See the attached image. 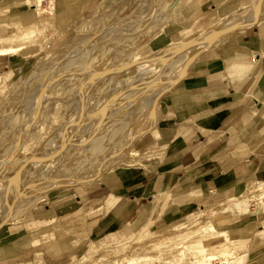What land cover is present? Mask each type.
Masks as SVG:
<instances>
[{
  "label": "rangeland",
  "instance_id": "rangeland-1",
  "mask_svg": "<svg viewBox=\"0 0 264 264\" xmlns=\"http://www.w3.org/2000/svg\"><path fill=\"white\" fill-rule=\"evenodd\" d=\"M35 1L0 0V35L9 31L12 20L38 23L35 38L9 53L12 64L0 73V154L6 152L0 155V264H100L106 259L127 264L131 255H144L146 264H164V250L189 262L197 245L183 255L174 249L191 239L211 252L231 243L241 256L233 263L215 254L213 263L264 264V238L259 237L264 233V185L256 179L184 213L172 223L179 227L175 230L162 221L150 222V217L135 229L146 211L131 224L84 239L58 233L55 226L63 207H77L73 193L143 162L134 142L157 125L163 96L190 71L199 53L263 22L264 6L260 16L255 0H73L60 11L65 0H42L39 16ZM238 19L242 23L225 36L215 35L196 47L202 33ZM169 48L176 52L168 57ZM185 62L187 69H182ZM138 77L142 80L134 86L131 81ZM64 126L67 132L61 135ZM35 138L39 142L32 149L41 158L33 164L35 170L31 164L15 169L22 147ZM93 145L99 147L95 156ZM69 147L77 148L70 153L71 162L64 158V163L61 157ZM50 154H62L60 161ZM227 230L244 235L226 242Z\"/></svg>",
  "mask_w": 264,
  "mask_h": 264
},
{
  "label": "crops",
  "instance_id": "crops-1",
  "mask_svg": "<svg viewBox=\"0 0 264 264\" xmlns=\"http://www.w3.org/2000/svg\"><path fill=\"white\" fill-rule=\"evenodd\" d=\"M10 64L0 55V73ZM134 143L143 162L73 193L77 207H63L58 233L104 235L156 208L154 220L172 224L210 198L264 180V21L199 53L163 96L157 125Z\"/></svg>",
  "mask_w": 264,
  "mask_h": 264
},
{
  "label": "bare ground",
  "instance_id": "bare-ground-1",
  "mask_svg": "<svg viewBox=\"0 0 264 264\" xmlns=\"http://www.w3.org/2000/svg\"><path fill=\"white\" fill-rule=\"evenodd\" d=\"M263 1L264 0H262V2H261V0H255V2L252 4V5H254L255 6V13H257V15H260V13H261V11H263V10H261V5H262V7L264 6V4H263ZM74 1L73 0H65L64 1V3L62 4V3H60V5H64L63 6V8L60 10V11H63L64 9H66L71 3H73ZM261 3V4H260ZM34 5L36 6V8H35V13L37 14V15H39V16H42V8L40 7V5H42V0H36L35 1V3H34ZM52 7V6H51ZM57 7H58V5H57ZM264 14V13H263ZM57 15H59V13H57ZM253 16H255V15H253ZM261 16V15H260ZM4 17V16H3ZM35 17V16H34ZM253 20V19H252ZM251 21V20H250ZM255 21H256V18H255ZM11 28L9 29V31L8 32H6V33H2L1 35H0V55H9V53H13V52H17L18 50H20L21 48H22V46H21V43L23 42V41H27V39H29L28 41H31V40H33L34 38H35V34H34V32H35V28H36V26H37V22H34V20H33V22H29V23H23L20 19L19 20H12L11 22ZM242 22H241V19H238L237 20V22H224V23H221V24H219L214 30L212 29V31H209V32H206L204 35H203V33H202V36H200L198 39H196L195 37H193L191 40L193 41L194 39H196L197 41V44L195 43V45H196V47L199 45V46H201L200 44L201 43H203V42H205V40L206 41H209L210 40V38H212L213 36H215V35H217V36H225L228 32H230L231 30H233V29H235L237 26H239L240 24H241ZM247 23V22H246ZM208 31V30H207ZM89 37V36H88ZM207 39H209V40H207ZM213 39V38H212ZM211 39V40H212ZM190 42V41H189ZM210 42V41H209ZM209 42H207V43H209ZM192 43V42H191ZM207 43H205V45L207 44ZM32 44V43H31ZM187 44H189V43H187ZM186 44V45H187ZM193 44V43H192ZM192 44H191V47H192ZM204 44V43H203ZM179 45H181V43L179 44ZM178 45V47L177 46H175L176 48H178L179 49V47L181 48L182 47V45L181 46H179ZM28 46V45H27ZM194 46V45H193ZM198 46V47H199ZM203 46L204 45H202V48H203ZM167 47V46H166ZM171 47H173V46H171ZM175 47H174V49H175ZM190 47V46H189ZM188 47V49L187 50H189L190 51V48ZM202 48H200V50L202 49ZM165 49V48H164ZM174 49H172V48H169L168 50L166 49V51H167V53H168V57H169V55L171 54V52L172 53H175L176 51L174 50ZM193 49H195L194 47H193ZM199 49V48H198ZM170 50V51H169ZM185 50V49H184ZM197 50V49H196ZM195 50V51H196ZM162 51V50H161ZM191 51H193L192 49H191ZM194 52V51H193ZM157 54V53H156ZM159 54H160V52H159ZM79 55V54H78ZM178 55H180V54H178ZM158 56V55H157ZM156 56V57H157ZM171 56V55H170ZM173 56V55H172ZM174 56H176V55H174ZM78 57V56H77ZM162 57V56H161ZM15 60V59H14ZM189 60V59H188ZM187 60V61H188ZM81 61V60H80ZM84 61V60H83ZM166 61V60H165ZM184 61V60H183ZM182 61V62H183ZM86 62V61H85ZM180 62H181V60H180ZM181 62V63H182ZM82 63V62H81ZM188 62H185V65H183V67H182V69L186 66V64H187ZM190 63V62H189ZM183 64V63H182ZM188 66V65H187ZM142 67H144V66H142ZM148 67V66H147ZM152 68V67H151ZM186 68V67H185ZM187 69V68H186ZM186 69H184V70H186ZM184 70H180V72L182 71L183 73L185 72ZM72 71V70H71ZM81 72V71H80ZM179 72V71H178ZM181 72V73H182ZM180 73V74H181ZM175 74V72L173 73V75ZM177 74H179V73H176V75ZM178 75V76H181V75ZM69 75V74H68ZM174 77V76H173ZM176 77V76H175ZM176 78H179V77H176ZM134 80V79H133ZM142 80V77H138V78H136L133 82L131 81V83H136V85L135 84H133L134 86H137L138 84V82L139 81H141ZM173 80V79H172ZM171 79H170V81H172ZM129 84H130V82H129ZM131 86H132V84L130 85V87H128L129 89L131 88ZM130 93V92H129ZM88 105H91V104H88ZM94 106H96V105H94ZM91 108H95V107H90V110H92ZM95 110H97V113H98V109H95ZM94 109H93V111H95ZM92 112V111H91ZM94 113H96V111L94 112ZM93 112H92V114H94ZM96 113V114H97ZM114 113V112H113ZM117 113V112H116ZM96 114H94V116L96 115ZM112 114V113H111ZM111 114H109L108 116H110ZM119 114V113H118ZM91 115V114H90ZM89 115V116H90ZM107 116V115H106ZM114 117V116H113ZM91 118V117H90ZM95 118H97V117H95ZM91 120H93V119H90V121ZM99 120V119H98ZM94 121H96V120H93L92 122H94ZM92 122H90L89 124L91 125V126H93L91 123ZM97 122V121H96ZM96 122H94V123H96ZM100 122V121H99ZM99 122H97V123H99ZM77 123V122H76ZM93 123V124H94ZM90 125H88V126H90ZM95 125V124H94ZM63 127V126H62ZM65 128H66V126H64ZM77 127H79V126H77ZM67 128H68V126H67ZM67 128H66V131H65V129L64 130H62V131H65V132H62L61 133V135H64V133H66L67 132ZM78 129H80V128H78ZM68 130H70V128L68 129ZM81 130V129H80ZM74 131V130H73ZM59 131H57V133H58ZM49 133V132H48ZM71 133V132H70ZM43 134V133H42ZM50 134V133H49ZM69 134V133H68ZM66 135V134H65ZM71 135H72V133H71ZM69 136V135H68ZM79 136V135H78ZM77 135H76V137H78ZM47 137V136H46ZM50 137V136H49ZM62 137V136H61ZM64 137V136H63ZM72 137V136H71ZM69 138V137H68ZM79 138V137H78ZM77 138V139H78ZM58 139V138H57ZM73 139H75V138H73ZM55 140V139H54ZM72 141H74V140H72ZM76 141V140H75ZM85 141V140H84ZM37 142H39L38 140H36V138L30 143L31 145H28V144H26V146H24V147H22V153L24 154L20 159H18L17 161H16V164H15V169H18L19 170V168L20 167H22V166H24V165H26V164H28V165H30L31 164V166H34V165H36V163L37 162H39V160L41 159L40 158V156H38V154L36 153V152H34V150L32 149V146H37ZM82 142V141H81ZM69 143H70V140H69ZM48 144V143H47ZM46 144V145H47ZM76 146H77V141H76ZM98 144V143H97ZM51 145V144H50ZM67 145V144H66ZM70 145H74L73 144V142H71V144H69V146ZM84 145V144H83ZM86 145V144H85ZM95 145H93V147H91L92 149H96V146L98 147V145H96L95 147H94ZM46 148H47V146H45ZM85 147V146H84ZM1 148V147H0ZM13 148V147H12ZM70 149V151L68 150V153L66 152L67 151V149L66 150H63L62 151V154H63V152H66V154L65 155H63L62 156V154H61V156H59V157H61L62 159V161L64 162V163H66V162H69V160L68 159H71L70 158V153H72L73 151H75V148H77V147H73V148H71V147H69ZM99 148V147H98ZM45 149V148H44ZM95 149L93 150V151H95ZM7 150H9L8 148H7ZM90 150V148L88 149V151ZM97 150V149H96ZM12 151V150H11ZM46 151H48V150H46ZM45 151V152H46ZM3 152V151H2ZM9 152V151H8ZM92 151L90 150V153H91ZM97 151H95V152H93L92 154H93V156H95L94 155V153H96ZM6 153V152H5ZM4 153V154H5ZM57 153H59V151L57 152ZM57 153H56V155H57ZM61 153V152H60ZM60 153H59V155H60ZM74 153V152H73ZM4 154H0L1 156H3ZM51 155V154H50ZM52 156V155H51ZM50 156V157H51ZM73 156V155H72ZM82 156V155H81ZM93 156H91L90 158V160H92V157ZM56 156H52V159H54ZM59 157H56L55 159H58L59 161H60V158ZM77 157V156H76ZM18 158V157H17ZM64 158H66V162L63 160ZM83 158V157H82ZM55 159H54V161H55ZM73 159V158H72ZM71 159V160H72ZM80 159V158H79ZM94 159H95V157H94ZM50 160V159H49ZM58 160H57V164H59L58 163ZM68 160V161H67ZM53 161V160H52ZM51 161V162H52ZM53 161V163H55ZM83 161H89V159H83ZM50 162V161H49ZM62 162V163H63ZM71 162V161H70ZM69 162V163H70ZM2 163H4V162H2ZM53 163H51V164H53ZM76 163V162H75ZM80 163H82V162H80ZM79 163V164H80ZM91 163V162H90ZM1 164V163H0ZM34 164V165H33ZM49 163H47L46 165H48ZM60 164H61V162H60ZM83 164V163H82ZM46 165H44L45 166V168H47L46 167ZM85 165H87L86 164V162H85ZM54 166H60V165H56V163H55V165ZM52 167H53V165H52ZM67 167V166H66ZM35 166H34V170H35ZM50 168V167H49ZM14 169V170H15ZM48 169V168H47ZM47 169H46V171H44L45 173L47 172ZM53 169H54V167H53ZM58 169V168H57ZM55 170V171H58V170ZM45 170V169H44ZM50 170V172L49 173H52L51 172V168L49 169ZM48 170V171H49ZM42 171V170H41ZM54 171V170H53ZM14 172H16V171H14ZM40 174H41V172H39ZM251 173V172H250ZM48 174V173H47ZM73 174V173H72ZM43 175H44V173H43ZM42 175V176H43ZM69 175V174H68ZM41 176V175H40ZM75 179L76 180H78L77 178H74L73 180H71V181H75ZM77 182V181H76ZM260 185H264V180H261L260 182ZM166 193V192H165ZM160 194V197H161V194H162V192L161 193H159ZM158 196V195H157ZM159 197V196H158ZM168 200V199H167ZM161 203H162V201H161ZM153 205V204H152ZM155 205V204H154ZM158 207V206H157ZM157 209V208H156ZM153 210V211H151V213H153V214H151V217H150V222H153L154 221V219L155 218H157V215H158V212H156L157 210ZM148 210V209H147ZM146 210V211H147ZM148 211H150V210H148ZM142 216H143V214H142ZM149 216H147V215H144L143 217H141L142 219L139 221V224L137 225V227L135 228V229H137V228H141L142 226H144L145 225V222L147 221V218H148ZM139 220V219H138ZM188 221V220H187ZM173 225L174 224H171V225H168V226H165V227H168V229L170 228V227H172L173 228ZM143 228V227H142ZM179 227H174L173 229L175 230V229H178ZM206 227H204V229H205ZM172 229V230H173ZM208 229H209V227H208ZM142 231H143V229H142ZM235 231L234 230H227L226 232H225V234H226V237H227V241L226 242H233L232 240H233V237H241V236H243L244 235V232L242 231V234L241 235H238V236H236L235 234ZM264 234V233H263ZM263 234H262V231L259 233V237H260V239L261 238H264V236H263ZM181 245H180V247L179 248H177V249H174V250H177V253H179L180 255H183L184 253H185V251L187 250V249H190L191 247L190 246H192V245H197L195 248H192V253L194 254V256H195V258L194 259H192L191 258V261H186L185 259H184V257L182 256V257H178V258H176V257H173V255H171V250H164V253H166V256H163V258H164V264H217V263H213L211 260H212V258H213V256L216 254L219 258H221V260H231V262H235V263H238L239 262V259H240V255L239 254H237V255H235V253L233 252V248H231L230 247V245H231V243H228L226 246H228V247H226V249H224V250H220V251H218V252H211V251H207V245H205L203 242H201V241H197V240H195V239H191V240H188V241H180L179 242ZM226 244V243H225ZM118 247V246H117ZM116 247V248H117ZM126 255V254H125ZM129 255V254H128ZM128 255H126V256H128ZM169 255H171V256H169ZM120 259V258H119ZM123 259H125V258H123ZM146 260V257L144 256V255H131V256H129L128 257V259H127V264H146V263H143L144 261ZM160 262V261H159ZM100 264H121L120 263V260H111V259H106V260H102V262H99Z\"/></svg>",
  "mask_w": 264,
  "mask_h": 264
},
{
  "label": "water",
  "instance_id": "water-1",
  "mask_svg": "<svg viewBox=\"0 0 264 264\" xmlns=\"http://www.w3.org/2000/svg\"><path fill=\"white\" fill-rule=\"evenodd\" d=\"M157 199H158V196H155V197L153 198V203H156V202H157Z\"/></svg>",
  "mask_w": 264,
  "mask_h": 264
}]
</instances>
